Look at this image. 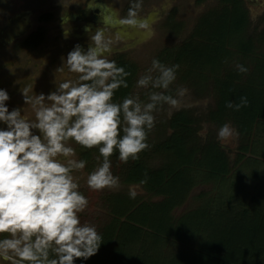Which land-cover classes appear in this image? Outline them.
<instances>
[{
    "label": "rangeland",
    "instance_id": "374dc122",
    "mask_svg": "<svg viewBox=\"0 0 264 264\" xmlns=\"http://www.w3.org/2000/svg\"><path fill=\"white\" fill-rule=\"evenodd\" d=\"M78 1L0 0V46L3 45L0 47V89H8L9 84L13 85L12 90L15 94L6 102L9 111L19 108L22 115L26 114L29 119L34 120L35 114L30 107L27 108L28 105L25 104L21 90L27 87L30 89V96L36 94L47 96L66 79L78 82L77 74L68 73L64 59L77 44L85 45V47L90 46V37L100 30L105 39L112 41L113 49L115 46L120 47L122 39L121 48L117 52L106 55L109 60L115 62L122 60V65L119 64L118 67H124L127 72L131 73L126 78L128 87H121L116 91L114 102L120 103L129 95H139L141 101L146 103L149 91H161L151 89V87L149 89L137 87L138 79L147 73V70L152 66V61L158 59L169 67L176 65L178 64L177 60H170L172 56L167 57L163 52L168 49L178 51V48L190 37L197 41L196 46L190 47L189 50L196 54L195 57L198 59L193 58L190 60L191 63H185L186 65L183 66L179 64L177 79L170 86L169 92L166 93L175 97L178 88H186L188 91L183 98V106L178 110H170L169 106L165 104L155 113L156 124L147 140L149 148L140 153L138 160H130L127 168H124V163L117 164L115 156L118 157V153L110 158L111 162L117 166L122 165L119 168L120 171L128 173L130 169L129 175L133 174L132 171L137 175V179L129 176L122 179L123 185H120L118 189L103 191V195L101 194L100 197L103 202L105 200L108 206L107 209H98L96 213L100 216L101 223H95L91 213L87 211H93L94 195L88 196L89 206L80 216L82 223L87 222L96 227L102 237V244L95 255L87 260L77 259L75 264H112V261H109L112 257L125 255L123 249L128 248L127 241L123 240L121 243L120 239L123 238L122 234L131 235L137 230L134 225L136 226L138 211L131 209L124 213V210L121 212V208L118 211H112L110 203L120 197L122 200H131L134 206L142 195L139 203H148L149 207L153 204L159 214L157 215V212L146 205L141 206V210L146 209V213L154 214L153 220L156 225L150 229L146 228L147 231L143 230L152 231L154 239L148 245L145 244L140 255L141 257H160L161 255L153 252L156 238L173 240V236L177 234L184 220L191 218L187 212L203 210L205 205H209L205 203L207 200L218 206L220 201L218 198H225L228 201L226 206L218 210L213 209L212 215L217 216L218 213L227 215L228 212L225 210H228V207L234 209L237 206L236 196L233 195L235 191L240 192L243 189L249 191L250 186L254 187L252 183L256 180L252 178L251 169L245 164L247 159H254L253 161H256V164H260L264 169V120L258 122L249 116L250 112H253L258 117L254 111H258L259 106L263 107L264 113V94L258 95L259 91L264 93V72L257 79L261 87L251 88V93L248 92L246 95L243 92H238L235 95L233 104H239L241 97H246L248 106L242 107L238 111L235 108L228 109L231 114L226 113L222 116H232L234 119L226 118L222 122L212 116L219 107L220 98L214 85V81L217 79L212 76L215 73L211 69L214 66L215 68L220 67L221 63L225 62L233 51L239 53L237 55L242 59L241 63H246L247 68L248 64L254 66L256 63L261 69H264V0H143L142 9L138 11V18H144L151 13L157 19L154 24L144 27L147 32L142 35H145V38L137 36L136 39L127 38L126 35L120 37L115 29L109 31L108 23L97 27V30H92L86 37L76 38L72 33L77 32L71 31L73 24L68 23L65 16L74 13L72 4H79ZM83 1L87 2V0ZM104 1L110 3L109 6L120 13L123 19L127 17L131 5L137 2V0ZM53 4L57 6H52ZM54 7H58V10L53 9ZM94 9L96 13L103 10L98 6ZM105 12L102 11V14L106 15L107 12ZM162 14L164 17L161 16ZM62 16L65 22H62ZM55 21L57 22L55 23ZM52 27L59 29L53 30ZM128 28L126 31H131L134 27L128 26ZM64 30L70 31L67 37L64 35ZM140 30L144 31L142 28ZM42 32L45 34L43 38L46 37L44 40L46 45L40 49L41 45L38 46L35 39ZM222 37L223 39L227 38L229 47L226 49H222L219 44V39ZM133 43H135L134 47L128 48ZM231 48L233 51H230ZM220 49L223 50V53L220 52ZM170 54L169 51V56ZM177 54L184 57L182 52H177ZM22 58L23 63L21 62ZM237 61L238 57L233 56L232 64ZM20 62L26 68L28 67L25 76H19ZM129 64L132 66H128ZM134 69L135 74L133 73ZM234 71L239 72L237 66ZM153 75L155 76L157 73H153ZM202 75L206 76L204 82L198 80ZM229 89H235V85L231 82ZM46 103L49 102L46 101ZM25 108H27L26 113H24ZM170 112L171 114H169ZM226 123L230 124L239 135L227 144H223L218 139V131ZM0 126H4L3 129L7 128L3 122H0ZM33 131L34 134H39L37 130ZM201 132H205V135H199ZM206 144L202 157L201 149ZM212 145L218 146L214 148ZM245 145L251 149L254 147V150L262 156L256 158L253 155V150H241ZM69 146L75 148L77 159L87 161L83 173H74V175L80 177V189H88L87 175L97 166L98 149L94 148L95 150L92 152V149H84L75 142H69ZM88 152L91 154L89 155ZM224 152L226 154L231 152L229 160ZM227 168L231 169L232 177H236V172H239L241 178L237 180L232 178L234 182L223 185L218 181V176L225 175ZM178 171L181 173H177ZM259 172L260 179H262L259 183L264 185V172ZM143 173H147L146 184H140V181L145 178L140 180L138 174L144 177ZM161 181L163 183L159 187ZM133 185L137 186L138 191L135 199L129 196V188ZM223 187L229 188V193ZM122 190L124 197L117 195ZM89 193L98 194L96 192ZM226 194L229 196V200L225 197ZM245 198L241 197L240 199ZM117 203L120 205L121 201ZM232 212H229V216ZM242 215L244 216V214ZM192 219H195V215ZM228 229L227 227L219 229V237L214 247L215 252L220 251L222 246H228L231 243ZM120 235L121 238H115ZM204 237L201 241L203 245L196 252L198 258L194 261L200 260V257H207L211 252L210 244L207 242L210 237L206 234ZM3 238H6V234L0 235V239ZM182 240H185V237ZM235 242L238 246L242 245L237 238ZM231 247L232 245L229 250H232ZM139 252H141L140 249ZM225 252L232 251L225 250ZM228 254L223 255L222 258L230 257ZM171 255L174 256L177 253L172 252ZM165 256L169 257V255ZM0 264H7V262L0 261ZM200 264L208 263L200 260Z\"/></svg>",
    "mask_w": 264,
    "mask_h": 264
},
{
    "label": "clouds",
    "instance_id": "9594fccd",
    "mask_svg": "<svg viewBox=\"0 0 264 264\" xmlns=\"http://www.w3.org/2000/svg\"><path fill=\"white\" fill-rule=\"evenodd\" d=\"M142 3H133L120 23L144 28L146 24L138 19ZM69 32L64 30L65 37ZM111 45L112 41L97 30L86 52L77 44L64 59L68 73L77 74L78 82L66 79L47 96H30V89L24 87V101L34 112V120L22 115L19 108L9 111L6 102L10 96L0 89V122L7 125L0 129V235L6 234L0 239V261L75 264L77 259L95 255L102 237L94 225L81 222L89 200L79 190L80 177L74 175L83 173L87 161L76 158L69 142L98 149L97 166L86 180L91 191L118 189L120 180L112 173L110 158L118 152L121 163L138 160L149 148L155 113L165 104L170 110L183 106L186 88H178L175 97L166 94L177 79L180 65L169 67L158 59L138 79L137 87L161 91H149L146 103L139 95L114 102L116 91L128 87L126 78L131 73L107 58ZM237 68L241 73L248 71L243 65ZM226 106L238 111L248 106V100L241 97L239 104L227 102ZM238 135L227 123L218 131L223 144ZM146 183L147 173L140 181ZM137 195V186H131L129 196L135 199Z\"/></svg>",
    "mask_w": 264,
    "mask_h": 264
},
{
    "label": "trees",
    "instance_id": "16d2710c",
    "mask_svg": "<svg viewBox=\"0 0 264 264\" xmlns=\"http://www.w3.org/2000/svg\"><path fill=\"white\" fill-rule=\"evenodd\" d=\"M196 42L197 41L193 40L192 37H190L178 48V51H172L168 49V51L163 53H166L167 57L172 56L170 60H177L176 63L183 66L186 65L185 63L187 64L191 63L190 60L193 58L198 59L195 57L196 54L192 53V51L189 50L190 47L196 46ZM219 44L221 45L222 49H226V47H229L227 38L223 39L222 37L221 39H219ZM222 49H220L221 53H223ZM169 51L171 53L170 56H169ZM230 51H233L232 48ZM177 52H182L185 58L183 56H179ZM163 53L162 56L164 58ZM237 54L239 53H235L233 51L232 54L228 58H226V61L221 63L220 67L215 68L214 66L211 68L212 71H214L215 73V75L212 76L217 79L216 81H214L215 83L214 85L217 89L218 97L220 98L219 107L215 110L212 116H215L217 120L222 122H224L226 118H233L232 116L223 117L222 115H225L226 113L231 114V112L228 111V109L231 108H228L226 106V103L227 102L233 103L236 93L243 92L246 95L248 92H250L251 88L261 87L258 84L257 79L261 76V73L264 72V69L263 68L261 69L260 66L257 65L256 63L254 64V66L248 64V68H247V64L244 62L241 63L242 59ZM233 56L238 57V61L235 64H232L231 62ZM116 64L117 66H119V64L122 65V60H118ZM237 65H243L245 68L248 69V71L246 73H241L240 71L238 73L235 72L234 68ZM128 66L131 67L132 65L129 64ZM133 73L135 74V69ZM198 80L204 82L206 81V76L202 75L199 77ZM230 82L235 85V89L233 90L229 89ZM259 94H264V93L263 91H259L258 95ZM253 96H257V95H253ZM254 113L258 115L259 120L258 117L253 114V112H250L249 116L252 117L253 120L258 122L264 120V113L262 106H259V110L254 111ZM206 146L207 144L203 146V148L201 149L202 157ZM217 146L218 145H212V147L214 148ZM242 149L246 151L253 150L254 151L253 155H255L256 158L257 156L259 157L262 156L258 154L257 151L254 150V147H252L251 149L249 146L246 147L245 145L244 147L241 148V150ZM93 150L95 149L93 148L92 152ZM88 154L90 155L91 153L88 152ZM96 154L98 153L96 152ZM225 155L227 156V160H229V157L232 154L231 152H228V154L225 153ZM115 157L117 158V164H121L118 157L117 156ZM253 160L254 159L249 158L246 160L245 164L249 166V168L251 169V176L253 179L256 180L255 182L252 183L254 187L252 188V186H250L249 191L244 189L241 190L240 192L238 190L235 191V194L233 195L236 196L235 199L237 202V206H235L234 209H231L229 207L228 210L223 209L228 212L227 215H225L224 213L223 214L218 213L217 216H213L212 215L213 209L216 210L222 209L224 206H226L228 202L227 200H225V198H218L220 200L218 206H216L214 202L207 200L205 203L209 205L207 206L205 205L203 210H199L201 212L199 211L187 212V214L191 215L190 218L191 222L188 223V221L190 220L188 219V220H184L182 224L179 223L181 225L177 231V234L173 236V240H170L169 238H164V239L156 238L157 241L154 245L153 252L157 255H161L160 257H141L140 255L142 253L143 248L145 247V244L148 245L154 239V233L152 231L146 232L147 231L146 228L150 229L152 226L156 225V222L153 220L154 214L146 213V209L141 210L142 205H146V207H149L148 203H144V202L139 203V200L141 199L142 195L137 199V203L134 206L131 200H127V199L122 200L120 197H118L116 200H114L113 203H110V205L112 204V207H110V209H112V211L114 210L118 211L121 208V212L124 210V213L126 211H130L131 209L137 210L138 219L136 221V226L133 224L137 230L131 235L125 236L124 234H122L123 238H121V235L119 237H115V238H121L120 239L121 243H123V240L124 242L127 241L128 248L123 249L125 252V255L123 257H119L118 255H116V257H112L109 261H112V264H132V262H134V264H200V260H203L208 264H264V185L259 183L262 180L260 179L259 171L264 172V169L260 164H256V161ZM111 163H112V169H111L112 173L114 176L119 177V180H121L120 185H123L122 179H126L129 176L132 177L133 179L134 178L137 179V175H135L134 172L131 171V173L133 174L129 175L130 169L128 173H124L119 169L120 167H122V165L117 166V164L113 162ZM127 165H129V163L123 164V166H125L124 168H127ZM179 172L180 171H178L177 173ZM230 173H231V169L227 168L225 175L218 176V181L220 182V184L227 185L231 182H234L232 178H236V180L241 178L239 172H236V177H232ZM143 174L144 177L141 174H138L140 180L145 178V173ZM172 175L174 176V174ZM161 183H163V181L159 183V187H161ZM226 189H227V193H229L230 189L229 188ZM79 190L87 198L90 194L94 195L93 211L90 210L87 211L91 213L95 223H101L100 216L96 215V213L98 209L100 210H102L103 208L107 209L108 206L105 200L103 202L100 197L101 194L103 195V191L96 192L98 194H92L89 192H94V191H91L89 188L83 190L79 189ZM117 195L124 197V191L122 190V192H120ZM225 197L229 200V196L227 194ZM241 197H246V198L241 200L240 199ZM118 201H121L120 205L117 203ZM149 208L157 212L154 209L153 204ZM229 209H231L230 211H233L231 213V216H229L230 215ZM94 211L95 213H93ZM121 212L119 213L122 214ZM241 213L244 214V216ZM158 214L159 213L157 212V215ZM194 215H195V219H192ZM225 227L229 228L228 233L230 232L231 243L228 246H222L220 248L221 249L220 251L215 252L214 247L219 237V229ZM135 233L137 234L131 237ZM204 234L210 237V239L207 240V242H209L210 244L211 252L207 257H200V260L197 259L196 261H194L196 258H198L196 257L197 249L203 245L201 241L205 238ZM183 237H185V240H182ZM236 238L239 240V243H242L241 246H238V244L235 242ZM231 245H232L231 247L232 250H229ZM139 249L141 252H139ZM225 250L232 252H225ZM172 252H176L177 255L172 256L171 255ZM225 254H228L230 257L222 258V256ZM165 255H169V257ZM106 259L108 260L107 257Z\"/></svg>",
    "mask_w": 264,
    "mask_h": 264
},
{
    "label": "flooded vegetation",
    "instance_id": "af4514ba",
    "mask_svg": "<svg viewBox=\"0 0 264 264\" xmlns=\"http://www.w3.org/2000/svg\"><path fill=\"white\" fill-rule=\"evenodd\" d=\"M78 3L79 4H72V6L74 8V13H70L67 16H65V19L68 20V23L73 24V26L71 27V31L77 32V33H75V32L72 33L76 38L79 39L81 37H86L89 32H92V30H97V27H99L101 25H107V23H108L107 26H110L108 30L113 31L115 29L116 33H118L120 35V37H122V35H126L127 38L131 37V38L136 39L137 36L145 38V35H142V33L146 34V32H147L146 30H144V28H142L144 31H141L139 27H134V28H132L131 31H126L127 29H129L128 26L120 23V20L123 18H121L120 13L116 12L112 7L109 6L110 3H108L104 0H87V2L83 1V0H79ZM52 6H57V5L53 4ZM97 6L100 7L101 9H103L102 11H106L107 12V13L105 12L106 15L102 14V11H99V13H96L94 8ZM53 9L58 10V7H54ZM161 16L164 17V14H162ZM62 18H63V16L61 17V19ZM138 19L141 22H144L146 24L145 27H147L150 24H154L155 20L157 18L155 17V15L149 13L148 16H145L144 18H138ZM63 21L64 20H62V22ZM56 22L57 21H55V23ZM55 23H52V24H55ZM52 28H53V30L59 29L56 27H52ZM52 28H50V29H52ZM86 28L89 30L86 31ZM109 34H112V33H109ZM119 35H118V37H119ZM43 36H45V34L42 32L35 39V43L38 44V46L41 45L40 49H43L46 45L45 41H44L46 37L43 38ZM57 36H58V34H57ZM90 39H91V37H90ZM106 40H107V38H106ZM145 40H148V39H145ZM145 40H144V42H145ZM8 42H10V41H8ZM122 44H123V41L121 39V44H120L119 48H121ZM134 44L135 43L128 46V48L134 47ZM22 45H23V43H22ZM1 46H3V45H1ZM80 46L84 51H85V48H86V50H88V48H89V46L85 47V45H82V44H80ZM119 48L117 46H115L114 49L112 48L111 53L117 52ZM21 62L23 63V58H22ZM21 62H20L21 71L19 72V76H25V72H26L28 67L26 68ZM12 86L13 85L9 84L8 89H3V90H6L8 92L10 97L14 96V94H15V93H13ZM0 128L3 129L4 126H0Z\"/></svg>",
    "mask_w": 264,
    "mask_h": 264
}]
</instances>
